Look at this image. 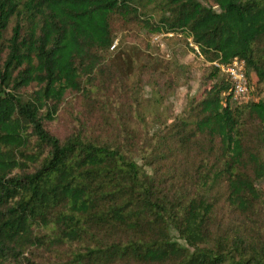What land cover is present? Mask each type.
I'll list each match as a JSON object with an SVG mask.
<instances>
[{
    "label": "trees",
    "instance_id": "16d2710c",
    "mask_svg": "<svg viewBox=\"0 0 264 264\" xmlns=\"http://www.w3.org/2000/svg\"><path fill=\"white\" fill-rule=\"evenodd\" d=\"M147 33L207 62L178 113ZM0 264H264V0H0Z\"/></svg>",
    "mask_w": 264,
    "mask_h": 264
},
{
    "label": "rangeland",
    "instance_id": "374dc122",
    "mask_svg": "<svg viewBox=\"0 0 264 264\" xmlns=\"http://www.w3.org/2000/svg\"><path fill=\"white\" fill-rule=\"evenodd\" d=\"M155 35L158 37L154 39ZM155 35L147 33V38L149 39L148 48L153 57L167 61L172 66L169 72V90L163 98L158 99L150 87L144 85L142 88L143 105H147L146 108L150 113L162 111V114H166L167 110H169L175 114L184 107L191 96L196 95L200 90L201 77L206 71L207 62L193 48V50L190 49L191 47L187 44L188 39L185 41L182 37L164 36L162 33ZM115 44L116 40L113 41L110 49ZM248 77L251 82L255 80V76L250 70L248 71ZM249 95L252 99H257L261 96L257 95L254 87L249 92ZM61 126V124H51L50 128L52 131L62 134L64 131ZM170 233L173 240L183 244L173 230Z\"/></svg>",
    "mask_w": 264,
    "mask_h": 264
},
{
    "label": "built area",
    "instance_id": "2783aa9c",
    "mask_svg": "<svg viewBox=\"0 0 264 264\" xmlns=\"http://www.w3.org/2000/svg\"><path fill=\"white\" fill-rule=\"evenodd\" d=\"M158 36L155 35L154 39ZM188 45L193 48L197 53V48L193 45L188 39ZM215 66H217L227 78L232 82V87L229 93V99L231 101L234 100H257L250 98L249 92L252 90L250 86L247 85V79L244 74V62L242 59L232 58L227 63L218 64L213 62ZM225 99L221 100V104L224 105Z\"/></svg>",
    "mask_w": 264,
    "mask_h": 264
}]
</instances>
